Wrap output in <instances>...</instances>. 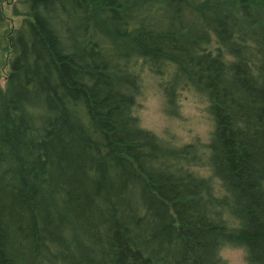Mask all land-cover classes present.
I'll return each instance as SVG.
<instances>
[{"label": "trees", "instance_id": "obj_1", "mask_svg": "<svg viewBox=\"0 0 264 264\" xmlns=\"http://www.w3.org/2000/svg\"><path fill=\"white\" fill-rule=\"evenodd\" d=\"M208 102L174 146L136 115ZM264 264V0H0V264Z\"/></svg>", "mask_w": 264, "mask_h": 264}, {"label": "rangeland", "instance_id": "obj_2", "mask_svg": "<svg viewBox=\"0 0 264 264\" xmlns=\"http://www.w3.org/2000/svg\"><path fill=\"white\" fill-rule=\"evenodd\" d=\"M142 91L137 100L136 115L143 128L174 146L191 143L198 138L206 143L213 131L208 102L200 94L178 92V115L169 117L160 89L147 72L142 74ZM221 256L227 264H246L243 250L226 247Z\"/></svg>", "mask_w": 264, "mask_h": 264}]
</instances>
